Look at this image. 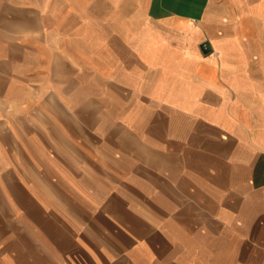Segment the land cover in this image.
<instances>
[{
	"label": "rangeland",
	"instance_id": "1",
	"mask_svg": "<svg viewBox=\"0 0 264 264\" xmlns=\"http://www.w3.org/2000/svg\"><path fill=\"white\" fill-rule=\"evenodd\" d=\"M69 16L64 0H0V264H142L150 244L165 258L166 215L201 191L167 154L173 115L69 44Z\"/></svg>",
	"mask_w": 264,
	"mask_h": 264
},
{
	"label": "crops",
	"instance_id": "2",
	"mask_svg": "<svg viewBox=\"0 0 264 264\" xmlns=\"http://www.w3.org/2000/svg\"><path fill=\"white\" fill-rule=\"evenodd\" d=\"M65 1L69 44L93 43L120 90L173 115L167 154L201 190L166 215L165 258L145 245L142 264H264V0Z\"/></svg>",
	"mask_w": 264,
	"mask_h": 264
}]
</instances>
